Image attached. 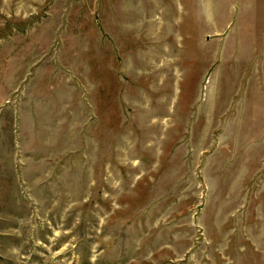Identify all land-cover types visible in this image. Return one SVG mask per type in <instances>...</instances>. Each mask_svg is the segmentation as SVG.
<instances>
[{
  "label": "rangeland",
  "instance_id": "374dc122",
  "mask_svg": "<svg viewBox=\"0 0 264 264\" xmlns=\"http://www.w3.org/2000/svg\"><path fill=\"white\" fill-rule=\"evenodd\" d=\"M0 264H264V0H0Z\"/></svg>",
  "mask_w": 264,
  "mask_h": 264
},
{
  "label": "crops",
  "instance_id": "0c3cea01",
  "mask_svg": "<svg viewBox=\"0 0 264 264\" xmlns=\"http://www.w3.org/2000/svg\"><path fill=\"white\" fill-rule=\"evenodd\" d=\"M244 118H245V122H250V123H251V122L254 120V118H252V114H250V115H248V116L245 114V115H244ZM240 121H242V120H239V122H240ZM251 175H252V177H253V174H252V173H251Z\"/></svg>",
  "mask_w": 264,
  "mask_h": 264
}]
</instances>
